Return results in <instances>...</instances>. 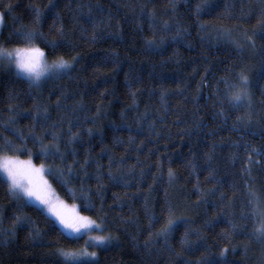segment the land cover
<instances>
[{"label": "trees", "instance_id": "obj_1", "mask_svg": "<svg viewBox=\"0 0 264 264\" xmlns=\"http://www.w3.org/2000/svg\"><path fill=\"white\" fill-rule=\"evenodd\" d=\"M54 2L59 4L55 12L49 0H0L2 47H23L17 30L36 28L44 39L37 36L34 43L50 62L59 56L72 62L62 79L39 87H30L0 63V136L21 149L8 155L28 160L27 149L35 166L64 168L59 160L39 155L29 130L36 107H48L49 124L64 118L65 132L71 117L80 138L65 147V137L61 151L73 169L64 179H70L75 198L45 176L63 201L100 224L111 239L93 247L84 238L53 232L35 208L18 210L0 183V241L7 239L0 243V264H74L60 252L84 249L95 257L76 260L90 264H264V242L250 236L254 218H242L251 211L250 185L264 202V34L258 27L264 0ZM197 5L203 6L199 15ZM34 8L42 13L39 25L34 24ZM57 14L63 40L56 31L60 25L54 24ZM89 15L99 25L94 42ZM253 30L258 33L255 48L245 39ZM47 41L61 46L53 49ZM148 41L158 47L149 51ZM112 56L118 57L115 63L104 61ZM242 71L252 96L250 124L237 119L248 108H232L225 100L224 80L236 84ZM62 94L66 104L58 110ZM35 131L42 134L38 127ZM17 133L23 134V143ZM109 156L123 158L112 166L120 182L108 178ZM85 160L86 167L77 166ZM16 216L30 223H17ZM170 220L165 243L157 234ZM5 231L15 235L6 238Z\"/></svg>", "mask_w": 264, "mask_h": 264}, {"label": "snow or ice", "instance_id": "obj_2", "mask_svg": "<svg viewBox=\"0 0 264 264\" xmlns=\"http://www.w3.org/2000/svg\"><path fill=\"white\" fill-rule=\"evenodd\" d=\"M49 7L53 12L59 7L57 2L54 0H49ZM83 5H80L82 8ZM174 7V5H173ZM202 5H197L196 12L197 15L202 10ZM11 9V6L8 5V10ZM98 12L103 13L104 9L98 8ZM89 12H91V8H89ZM35 20L34 24L39 25L41 20V11L39 8H34ZM77 21H79V17H74ZM3 20V14L0 13V22ZM89 23L93 25V32L91 36V40L94 42L97 40V29L99 25L96 20H94L89 15ZM54 24H59L60 26L56 29L57 33L63 40L65 37V31L63 24L60 21L59 15L57 14L54 20ZM260 34H264V16L259 19L258 23ZM164 29H169V25L167 21L164 23ZM18 38L23 41V47H16L13 49H8L6 47L0 46V63H7L10 66H14L17 77L26 80L30 87H39L42 83L47 82L48 80H58L62 79L65 75L68 74L69 70L72 69V62L64 59L63 56L57 57L50 64L45 59V52L37 47L34 41L39 36L41 39H44L43 33L38 32L36 28L26 29L21 28L18 29ZM86 30L82 29V32ZM257 31L253 30L251 35L245 33V39L249 42V45L255 48L254 37L257 35ZM177 36H179V30H177ZM175 39V37H174ZM47 43L53 48L56 49L61 45L57 44L55 41H47ZM148 50H155L158 45L154 43V41H148ZM163 40H161V44ZM238 47H242V45H237ZM118 57H105V62H113L115 63ZM75 61V57L72 58ZM224 84L226 86L225 100L230 105V107L235 109L240 108H248L249 112L245 117H238V121L244 122L247 120V123L252 122L253 112L252 109V96L249 91V77L245 72H241L238 76V83L232 84L227 79L224 80ZM221 106L224 101H221ZM66 104V97L62 94L60 98L56 100V109H61L62 106ZM11 112V109L9 110ZM15 113H12L14 116ZM219 115H224L223 112L219 113ZM33 120L34 127L29 130V136L31 137L33 143H39L40 152L39 155L43 157L45 160L52 159L53 162L59 160L62 165H65L64 168H45L44 164H41L39 168H37L31 160V151L25 149L27 152L29 159L27 161H21L15 155H8V153H15L21 151V149L15 147L10 140L6 136H0V173L3 174L4 179L0 180V183L4 184L7 188L9 197L17 202V208L22 209L26 207H33L44 216V220L53 232L59 231L61 235L65 233H76L79 232L82 228L89 229H99L101 233L104 232V229L101 228L100 224H96L89 217L80 216L75 212V205H73V210L69 211L67 206L58 200L54 196L52 191V187L49 184L48 180L45 178V175L51 176L54 179L58 180L63 187L66 188L67 194L75 198V192L72 188L68 187L70 183L69 180H65V172L68 173L69 177L73 174V169L70 165H67L65 160V153L61 151V145L66 137L65 147L67 145L74 144L80 138L79 125L72 122L71 117L68 118L67 121V131L64 130V118H60L58 123L49 124L51 116L49 114L48 107H36L34 111V115L31 117ZM13 123V120L10 118L9 124ZM41 130V135H36V128ZM5 130H8V125L4 126ZM75 129V130H74ZM88 135H92V129H88ZM17 138L23 143L24 137L22 133H17ZM50 139V144H45L44 140ZM115 143H122V141L117 140ZM105 151H108L107 149ZM72 155H75V152H72ZM209 159H211V154H209ZM123 158L120 161H114L113 157L109 156V173L108 178L110 180L120 182L121 177H117L112 172V166L119 165L122 163ZM74 163H76L74 161ZM88 161H84V165L77 164L78 167H86L88 165ZM99 164L97 165V180H100L99 175ZM119 170V169H118ZM169 177L170 179L173 177V172L169 169ZM85 175L87 172L85 170ZM211 177V171H210ZM84 191L82 190V196L84 195ZM247 201L248 205L251 208L249 215H242L243 219L254 218L253 219V230L250 234L251 237H254L255 240L259 242H264V202L260 200V198L256 195V193L252 190L251 185L249 186L247 192ZM88 207V205H85ZM17 223L29 222L28 220L22 219L20 216L14 217ZM173 222L170 220L168 227L161 230L158 233V236L165 237V243H167V236L170 234L172 229ZM235 225H233V229H235ZM9 235L14 236L15 233L12 231L9 233L8 231L4 232V236L7 238ZM39 230H35V236H39ZM111 238L106 237L103 234L93 237V240L97 246L105 245L109 242ZM185 240H187V233H185ZM0 243L7 244V239L0 241ZM228 249H223L221 255L223 256ZM234 251V249H233ZM60 254L65 257L67 260L69 258V253L61 251ZM75 257V254H71ZM88 257H95L96 253H85ZM74 264H90V261H82V260H74Z\"/></svg>", "mask_w": 264, "mask_h": 264}, {"label": "rangeland", "instance_id": "obj_3", "mask_svg": "<svg viewBox=\"0 0 264 264\" xmlns=\"http://www.w3.org/2000/svg\"><path fill=\"white\" fill-rule=\"evenodd\" d=\"M1 28H2V22H0V33H1ZM1 46V45H0ZM8 49H10V48H8ZM11 49H13V48H11ZM45 59L47 60V62L50 64L51 62L46 58V56H45ZM5 65L8 67L9 66V68H11L14 72H15V68H14V66H10V65H8L6 62H5ZM16 73V72H15ZM20 160V159H19ZM21 161H27V160H21ZM37 168H39L38 166H36ZM0 175L3 177V174L2 173H0ZM4 178V177H3ZM45 178H46V176H45ZM47 179V178H46ZM52 191H53V193H54V196L56 197V198H58V200L60 201V202H62L64 205H66L67 206V208H68V210L69 211H72L73 210V205H69V204H67L65 201H63L58 195H57V193L52 189ZM75 212L76 213H78L80 216H82L81 215V213L79 212V210L77 209V207H75ZM95 222V221H94ZM96 224H98L97 222H95ZM102 228V227H101ZM68 236H70V237H73V238H84L87 242V244L89 245H91V246H93V247H102V246H104V245H101V246H97L96 244H95V242H94V240H93V237H96V236H99V235H101V234H103L104 236H105V233H101L100 232V230L99 229H95V228H93V229H89V228H82L79 232H76V233H66ZM89 245V246H90ZM89 252V250L88 249H84V250H81V251H78V252H74V253H70V254H76L75 255V257H71L72 255H69V258L68 259H70V260H72V261H74V260H76V258H83V257H88V256H86L85 255V253H88Z\"/></svg>", "mask_w": 264, "mask_h": 264}]
</instances>
